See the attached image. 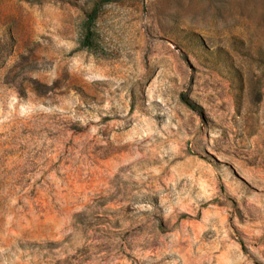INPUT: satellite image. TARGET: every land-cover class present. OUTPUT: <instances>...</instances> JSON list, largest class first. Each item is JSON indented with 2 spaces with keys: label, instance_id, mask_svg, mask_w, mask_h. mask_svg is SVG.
Segmentation results:
<instances>
[{
  "label": "rangeland",
  "instance_id": "374dc122",
  "mask_svg": "<svg viewBox=\"0 0 264 264\" xmlns=\"http://www.w3.org/2000/svg\"><path fill=\"white\" fill-rule=\"evenodd\" d=\"M0 264H264V0H0Z\"/></svg>",
  "mask_w": 264,
  "mask_h": 264
},
{
  "label": "trees",
  "instance_id": "16d2710c",
  "mask_svg": "<svg viewBox=\"0 0 264 264\" xmlns=\"http://www.w3.org/2000/svg\"><path fill=\"white\" fill-rule=\"evenodd\" d=\"M82 46L87 47L88 46V42L87 41L82 42Z\"/></svg>",
  "mask_w": 264,
  "mask_h": 264
}]
</instances>
